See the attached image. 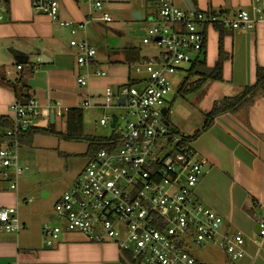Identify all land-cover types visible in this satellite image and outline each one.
<instances>
[{
	"label": "crops",
	"instance_id": "1",
	"mask_svg": "<svg viewBox=\"0 0 264 264\" xmlns=\"http://www.w3.org/2000/svg\"><path fill=\"white\" fill-rule=\"evenodd\" d=\"M96 1L102 3V9L94 8ZM173 1L179 8L188 7L185 0ZM191 1L196 11L217 12L228 20L251 5V0ZM59 2L61 19L87 22L76 37L85 39L96 49L92 67L77 64L76 49L70 45L73 36L69 27L60 26L47 15L35 13L31 0H10L8 7H4L5 20L0 23V118L12 120L11 105L22 94H27L37 99L45 113L53 109L61 112L59 117L64 114L66 129L69 108L80 107L87 97L102 95L106 87L117 91L120 86L140 78L141 75L133 77L134 69L122 63L124 48H140L144 58L157 54L154 45L138 44V39L144 35L138 38L131 35L132 29L142 22H152L150 16L156 11L154 0L152 6L146 0ZM148 9L153 10V14L148 13ZM136 12L141 18L134 17ZM103 13L109 14L112 20H102ZM219 37L215 26L207 29L205 63L209 69L218 60ZM223 47L228 55L223 63L224 80L200 81L205 93L219 94L221 99L236 96L246 86L255 84L257 68H264V23L252 30L224 27ZM42 56L49 61L40 63ZM32 66L35 69L31 72ZM92 69H106L107 74L90 76L87 86L81 88L78 76ZM56 118L54 116L47 125L43 122L45 127L41 130H53ZM191 146L207 160L206 172L194 191L196 199L223 218L224 231L241 232L245 238V255L231 262L225 254L226 264H264V239L258 237L256 227L264 206V93L237 115L217 116L213 125ZM22 147L19 136V150ZM18 163L22 171L14 166L0 167V209L16 208L21 226L17 232L0 230V264H126L125 256L115 244L90 242L82 234H63L52 246H47L42 227L55 223L54 213L50 214L44 206L49 195L42 188L47 182L36 180L39 169L33 161L28 163L19 157ZM23 173L29 175L24 181L21 180ZM12 184L16 187L11 188ZM223 262L213 260L209 264Z\"/></svg>",
	"mask_w": 264,
	"mask_h": 264
},
{
	"label": "built area",
	"instance_id": "2",
	"mask_svg": "<svg viewBox=\"0 0 264 264\" xmlns=\"http://www.w3.org/2000/svg\"><path fill=\"white\" fill-rule=\"evenodd\" d=\"M154 2L153 25L138 44L154 45L158 52L131 66L140 78L117 91L106 87L102 95L87 97L80 104L84 123H98L111 131L103 137L106 147L91 154L72 187L56 202L55 223L42 227L44 242L52 246L63 234H82L90 242L115 244L123 256H129V264H203L192 254V247L212 245L237 262L245 255L243 234L224 231L223 218L195 197L207 160L191 143L184 146L182 136L168 121L179 97L169 77L202 58L208 28L222 24L232 30H252L264 23V0H251L249 9L239 10L230 20L217 12L179 8L173 0ZM31 4L35 13L70 28L77 64L92 67L96 49L76 37L87 22L61 19L59 0H31ZM94 8L102 9V3L96 1ZM101 19L112 20L107 13ZM4 20L0 2V23ZM106 74L92 69L77 81L83 88L90 76ZM96 108H125L128 112L106 113L98 121L85 115ZM10 109L12 127L3 131L0 167L14 166L22 171L18 163L20 133L43 129V122L47 125L52 115L59 117L61 112L51 109L45 113L32 96L24 102L15 100ZM261 210L256 227L258 237L264 239V206ZM20 227L16 208L0 209L1 231L17 232Z\"/></svg>",
	"mask_w": 264,
	"mask_h": 264
},
{
	"label": "rangeland",
	"instance_id": "3",
	"mask_svg": "<svg viewBox=\"0 0 264 264\" xmlns=\"http://www.w3.org/2000/svg\"><path fill=\"white\" fill-rule=\"evenodd\" d=\"M146 1L152 6V0ZM148 13L153 14V10L148 9ZM152 25V22L144 21L132 29L133 33L131 35H135L137 38L140 35H145V30L152 27ZM109 42L111 43V40ZM190 67L185 65L182 67V73L169 77L174 84L173 90L179 92V97L172 106L168 121L181 135H191L200 129L204 123L205 114L211 110L214 101L221 99V96H217L219 94L205 93L204 85L200 82L202 81L201 78L194 75L186 81ZM104 71L107 72L106 69ZM132 75L133 77L140 76L134 70H132ZM183 83L185 86L181 89ZM180 108L184 109L183 113L178 112ZM114 112L125 114L128 112V109L92 110L86 112L85 115L98 121L103 114ZM127 119H131V116L128 115ZM64 124L65 115L63 114L62 117H57L52 123L53 133L43 130L34 135L31 146L24 145L19 150L20 159H26L28 163L33 161L35 167L39 169V173L36 174V180L40 183H43L45 180L47 182L42 189L49 195L44 206H46L50 214L54 213L58 197L62 196L64 192L72 187L78 175L88 165L91 157L87 153L88 143L85 139L77 141L65 139L64 134L67 132L64 129ZM122 124L124 125L125 122L123 121ZM110 131V127L101 126L94 122L83 123L82 125L83 137H104ZM21 176H23L21 180L23 179L24 181L29 175L23 173ZM16 181L17 179L14 178V182ZM191 252L197 260L206 264L211 263L213 260H222L224 264L227 263L225 253L220 248L212 245H205L203 247L194 246Z\"/></svg>",
	"mask_w": 264,
	"mask_h": 264
},
{
	"label": "trees",
	"instance_id": "4",
	"mask_svg": "<svg viewBox=\"0 0 264 264\" xmlns=\"http://www.w3.org/2000/svg\"><path fill=\"white\" fill-rule=\"evenodd\" d=\"M10 0H1L4 7H8ZM216 29L220 33L219 37V47H218V60L215 66L212 69L207 68L205 63V49H206V41L204 43V51L202 54V58L195 61L189 71L188 77L186 81L191 76H197L201 79L209 80L211 82H222L223 79V63L227 60L228 55L224 51L223 47V30L224 25L216 24ZM123 55L122 63H126L129 66H132L136 63L142 62L145 58L141 55L140 48H124L121 51ZM36 66V65H35ZM35 66L30 68L32 72L35 69ZM133 83V82H130ZM184 83L181 89L184 88ZM264 93V68L258 67L256 70V82L252 86H246L243 91L236 96H227L220 100L215 101L212 104V108L205 114V119L202 127L196 130L191 135H181L183 138V145H187L188 143L194 142L204 131L208 130L214 123V120L217 116L231 113V114H239L246 108L250 107L253 103V100L259 95ZM31 96L27 94H22L20 99L24 101H28ZM82 125H83V111L80 107H72L67 110L66 115V132L64 137L66 140H81L85 139L88 143V154L95 153L96 151L103 149L106 147L105 139L103 137H94V136H82ZM12 127V120L8 117L0 118V147L2 143L3 131L5 129ZM177 130V129H176ZM41 129H30L26 131H22L20 133V143L21 145L31 146L33 143V137L35 134L40 133ZM178 131V130H177ZM49 132L53 133V130H49ZM125 258H123L124 262L129 263V256L124 254Z\"/></svg>",
	"mask_w": 264,
	"mask_h": 264
},
{
	"label": "water",
	"instance_id": "5",
	"mask_svg": "<svg viewBox=\"0 0 264 264\" xmlns=\"http://www.w3.org/2000/svg\"><path fill=\"white\" fill-rule=\"evenodd\" d=\"M185 3L187 4V6H188V8H189L190 10L195 11L194 4L192 3L191 0H185ZM134 17H135L136 19H139V18H141V14H139V12H136V14H134ZM48 61H49V59H47L46 56H42V57L40 58V60H39L40 63H47ZM122 101H123V100H122ZM163 114L166 115V110H165V109H163ZM51 120H52V121L54 120V116H53V115L51 116ZM114 123H115V119H114L113 125H114ZM173 130H174V132L177 131V130L174 129V128H173Z\"/></svg>",
	"mask_w": 264,
	"mask_h": 264
}]
</instances>
